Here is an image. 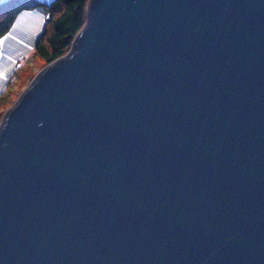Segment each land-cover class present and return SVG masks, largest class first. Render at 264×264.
<instances>
[{"label": "water", "instance_id": "95a60500", "mask_svg": "<svg viewBox=\"0 0 264 264\" xmlns=\"http://www.w3.org/2000/svg\"><path fill=\"white\" fill-rule=\"evenodd\" d=\"M0 122V264H264V0H87Z\"/></svg>", "mask_w": 264, "mask_h": 264}, {"label": "trees", "instance_id": "16d2710c", "mask_svg": "<svg viewBox=\"0 0 264 264\" xmlns=\"http://www.w3.org/2000/svg\"><path fill=\"white\" fill-rule=\"evenodd\" d=\"M86 1L4 0L0 2V38L9 33L14 19L22 11H41L44 22L32 49L47 64L68 51L74 35L84 23Z\"/></svg>", "mask_w": 264, "mask_h": 264}, {"label": "crops", "instance_id": "0c3cea01", "mask_svg": "<svg viewBox=\"0 0 264 264\" xmlns=\"http://www.w3.org/2000/svg\"><path fill=\"white\" fill-rule=\"evenodd\" d=\"M2 1L4 0H0V2ZM40 19L44 22V15L39 10H25L16 16L12 26L14 24L18 26L15 29L11 26L9 31L11 35L7 33L0 38V40H3V44H0V70H2L3 62L7 61L6 59H9V57L16 60L17 58H23L25 55L34 53L32 44L43 26V22L40 23ZM5 37L8 38L5 39ZM18 66V64L14 65L10 76L15 74Z\"/></svg>", "mask_w": 264, "mask_h": 264}, {"label": "rangeland", "instance_id": "374dc122", "mask_svg": "<svg viewBox=\"0 0 264 264\" xmlns=\"http://www.w3.org/2000/svg\"><path fill=\"white\" fill-rule=\"evenodd\" d=\"M6 60L11 69L14 65L18 64L19 66L15 74H13V76L9 74L7 80L3 82V90L0 91V122L4 112L18 98L23 88L26 87L41 68L45 66V62L35 53L25 55L23 58H17L16 60Z\"/></svg>", "mask_w": 264, "mask_h": 264}, {"label": "snow or ice", "instance_id": "6c2138e0", "mask_svg": "<svg viewBox=\"0 0 264 264\" xmlns=\"http://www.w3.org/2000/svg\"><path fill=\"white\" fill-rule=\"evenodd\" d=\"M42 22H43V20L40 19V23H42ZM17 26H18L17 24H14L12 27H13V29H15ZM9 35H11V33H9ZM7 38L8 37H5V39H7ZM0 44H3V40H0ZM10 59H11V57H9V60ZM10 72H11V68L8 66V62L7 61L3 62L2 70H0V91L3 90V82L7 80V77L10 74Z\"/></svg>", "mask_w": 264, "mask_h": 264}]
</instances>
